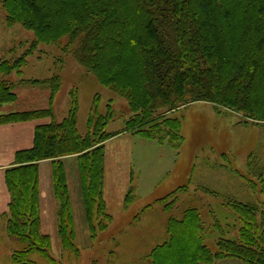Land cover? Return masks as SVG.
Wrapping results in <instances>:
<instances>
[{"label":"trees","instance_id":"trees-1","mask_svg":"<svg viewBox=\"0 0 264 264\" xmlns=\"http://www.w3.org/2000/svg\"><path fill=\"white\" fill-rule=\"evenodd\" d=\"M6 24L21 25L35 36L15 60L0 61V77L20 74L26 58L42 45H58L97 83L126 101L130 118L124 132L160 145L182 144L180 122L168 115L193 103L211 104L243 117L245 124L264 126V0H3ZM64 41V43H61ZM60 76L21 81L48 88L46 109L0 115V126L50 119L33 133L32 146L15 153L4 171L9 201L3 216L6 235L25 245L11 264H36L28 259L39 253L47 264L51 239L41 230L39 166L50 162L52 192L58 203L57 236L61 248L79 256L74 244L73 213L64 160L74 158L85 221L91 240L109 219L103 200L105 143L117 134L105 132L112 120L90 110L86 133L76 126L77 102L66 118L55 122L52 101ZM14 86L0 81V105L16 100ZM247 167L252 190L264 195V165L253 153ZM178 187L155 203L176 202ZM132 187L126 195L127 203ZM241 227L238 241L218 238L216 252L204 244L199 212L189 208L180 219L170 217L167 239L147 255L149 264H215L236 260L264 264V204L228 201ZM217 228L219 223L215 222Z\"/></svg>","mask_w":264,"mask_h":264},{"label":"rangeland","instance_id":"rangeland-1","mask_svg":"<svg viewBox=\"0 0 264 264\" xmlns=\"http://www.w3.org/2000/svg\"><path fill=\"white\" fill-rule=\"evenodd\" d=\"M2 1L0 61L15 60L30 47L35 36L19 24H6ZM54 75L60 76V86L51 107L55 122L66 118L73 93L77 102L76 126L80 135L86 133V122L93 103L99 115H105L107 106L111 105L113 116L107 124L106 133H125L124 122L132 115L126 101L100 86L91 74L55 44L38 45L26 58L20 74L0 77V81L14 86L16 95L13 103L0 105V115L46 109L50 95L48 88L23 85L21 81H45ZM168 116L181 124L182 144L177 148L131 133L127 134L135 140L130 136L114 137L105 143L103 200L110 218L102 221L105 229L97 233L95 240L89 238L76 162L65 161L78 257L61 248L57 236L58 203L52 192L51 165L48 161L40 163L41 230L51 239V258L59 264H149L147 255L167 239V220L170 217L180 219L189 208L196 209L201 216L204 244L210 251L216 252V241L220 237L238 241L241 224L225 204L234 200L264 204V195L249 186V182L255 180L247 167L251 153L260 166L264 165V126L245 124L241 115L203 102L182 107ZM49 121L39 120L31 125ZM131 177L134 182L132 195L125 203L131 188L128 185ZM182 186L185 190L177 192L172 208H164L167 202L155 203V200ZM5 197L8 199L0 177V264H11L12 255L23 250L25 245L6 235L7 219L3 216L7 212ZM215 222L219 223V228ZM28 259L36 264H47V259L39 253L29 254Z\"/></svg>","mask_w":264,"mask_h":264},{"label":"crops","instance_id":"crops-1","mask_svg":"<svg viewBox=\"0 0 264 264\" xmlns=\"http://www.w3.org/2000/svg\"><path fill=\"white\" fill-rule=\"evenodd\" d=\"M34 122L9 124V125L0 126V177L2 179V184H3L4 189H5L4 171L13 165L15 153L21 150L29 149L32 146L33 133H34L35 127L37 126V125H31ZM127 136H130L129 137L130 139L133 138L135 140V138L132 135H129L127 133H122L116 136L115 138L118 139V138H124ZM112 139H110L109 141H111ZM66 160H73L74 162H76L74 158H66L64 160V164ZM76 171H77V168H76ZM133 183H134L133 177H131L130 180L128 181L129 187H133ZM8 199L7 197H5V200L7 201L5 205L6 207L8 205ZM220 264H242V263H239L238 261H235V260H226V261L221 262Z\"/></svg>","mask_w":264,"mask_h":264}]
</instances>
